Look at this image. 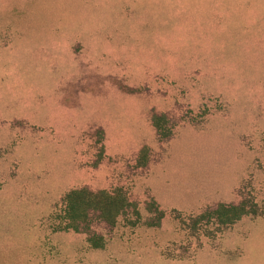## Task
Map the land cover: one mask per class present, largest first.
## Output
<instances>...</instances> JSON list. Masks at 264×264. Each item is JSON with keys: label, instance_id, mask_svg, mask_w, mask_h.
<instances>
[{"label": "rangeland", "instance_id": "374dc122", "mask_svg": "<svg viewBox=\"0 0 264 264\" xmlns=\"http://www.w3.org/2000/svg\"><path fill=\"white\" fill-rule=\"evenodd\" d=\"M175 108L161 145L151 110ZM142 146L159 159L131 173ZM166 162L160 204L147 180ZM83 186L137 205L103 249L53 229ZM242 198L264 211V0H0V264H264V214L187 226Z\"/></svg>", "mask_w": 264, "mask_h": 264}, {"label": "trees", "instance_id": "16d2710c", "mask_svg": "<svg viewBox=\"0 0 264 264\" xmlns=\"http://www.w3.org/2000/svg\"><path fill=\"white\" fill-rule=\"evenodd\" d=\"M159 113L151 110L150 123L155 131L156 139L163 145L169 143L175 135V127L183 117L177 111ZM158 157L147 146H142L133 154V165L127 166L131 173H147L151 164L158 161ZM61 211L55 217L53 229L58 232L72 231L85 236L87 244L92 249H103L106 237L114 230L120 217L133 214L139 217L136 203L130 198V194L123 187L112 190H95L89 186H83L69 190L61 198ZM148 212L153 213L155 224L158 226L164 217V212L154 200L146 204ZM264 211L249 198H242L233 203H215L207 206L197 216L190 218L188 228L193 236L203 234L205 236L223 232L243 216H259Z\"/></svg>", "mask_w": 264, "mask_h": 264}, {"label": "crops", "instance_id": "0c3cea01", "mask_svg": "<svg viewBox=\"0 0 264 264\" xmlns=\"http://www.w3.org/2000/svg\"><path fill=\"white\" fill-rule=\"evenodd\" d=\"M169 168V163H165L162 167L159 169L154 170V172H151L148 177L147 184L158 202L161 203H167L169 197L166 196L167 193H169V187H170V173L167 171ZM185 185L183 184L184 188ZM171 189V188H170ZM183 201L186 200L185 195L182 196Z\"/></svg>", "mask_w": 264, "mask_h": 264}]
</instances>
